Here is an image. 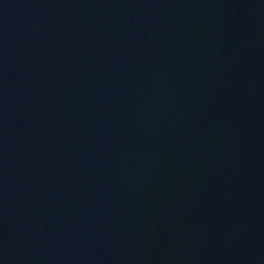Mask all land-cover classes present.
<instances>
[{"label":"water","instance_id":"1","mask_svg":"<svg viewBox=\"0 0 264 264\" xmlns=\"http://www.w3.org/2000/svg\"><path fill=\"white\" fill-rule=\"evenodd\" d=\"M0 264H264V0H0Z\"/></svg>","mask_w":264,"mask_h":264}]
</instances>
